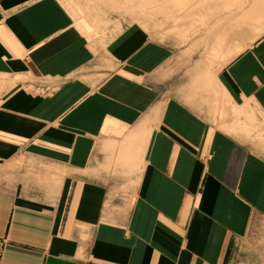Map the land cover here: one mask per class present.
Returning <instances> with one entry per match:
<instances>
[{
    "label": "crops",
    "instance_id": "1",
    "mask_svg": "<svg viewBox=\"0 0 264 264\" xmlns=\"http://www.w3.org/2000/svg\"><path fill=\"white\" fill-rule=\"evenodd\" d=\"M77 2L0 0V264H224L264 213L238 137L264 118V33L120 19L99 41Z\"/></svg>",
    "mask_w": 264,
    "mask_h": 264
},
{
    "label": "rangeland",
    "instance_id": "2",
    "mask_svg": "<svg viewBox=\"0 0 264 264\" xmlns=\"http://www.w3.org/2000/svg\"><path fill=\"white\" fill-rule=\"evenodd\" d=\"M74 5L78 12L83 10L84 16L79 13L80 18H85L94 27L89 34L99 41L105 38L106 32L119 27L120 19L135 21L161 37L171 32L173 38L186 39L199 26L214 30L209 32L215 37H219L221 32L220 40L228 36L234 38L229 35L233 31L239 40L246 37L249 41L264 33V0H78ZM213 16L214 23H209L208 18ZM238 50L236 43L225 56L217 57L224 61L232 56L231 52ZM243 115L240 114L242 118ZM249 115L251 119L239 122L241 126H244L241 122H245L254 127L255 135L238 137L251 148L253 154L264 157V118L255 109H251ZM224 264H264V213L253 208L245 232L228 247Z\"/></svg>",
    "mask_w": 264,
    "mask_h": 264
},
{
    "label": "bare ground",
    "instance_id": "3",
    "mask_svg": "<svg viewBox=\"0 0 264 264\" xmlns=\"http://www.w3.org/2000/svg\"><path fill=\"white\" fill-rule=\"evenodd\" d=\"M170 1H173V2H176L177 0H170ZM264 7V6H263ZM253 8H255V7H253ZM256 12H258V11H256ZM262 12H264V11H262ZM255 13V12H254ZM253 13V14H254ZM256 14V13H255ZM262 16V15H261ZM258 17V16H257ZM260 18V17H259ZM257 21V20H256Z\"/></svg>",
    "mask_w": 264,
    "mask_h": 264
}]
</instances>
